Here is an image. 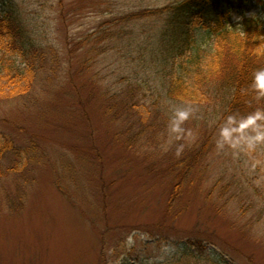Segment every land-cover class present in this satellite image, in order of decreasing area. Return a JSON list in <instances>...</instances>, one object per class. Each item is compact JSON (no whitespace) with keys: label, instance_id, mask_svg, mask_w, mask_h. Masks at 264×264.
I'll return each mask as SVG.
<instances>
[{"label":"rangeland","instance_id":"obj_1","mask_svg":"<svg viewBox=\"0 0 264 264\" xmlns=\"http://www.w3.org/2000/svg\"><path fill=\"white\" fill-rule=\"evenodd\" d=\"M177 1L0 0V12L15 9L35 42L59 51L56 75L50 60L30 93L0 101V143L23 147L30 132L39 145L29 172L0 179V264H264V145L254 162L255 133L224 115L220 94L203 104L168 98L174 63L156 48L173 39L170 13L115 22ZM245 16L259 18L264 34V0L234 10L229 26ZM194 34L178 61L215 52L203 24ZM130 87L141 114L106 113L111 95ZM207 138L167 207L179 163ZM9 152L7 166L18 158Z\"/></svg>","mask_w":264,"mask_h":264},{"label":"trees","instance_id":"obj_2","mask_svg":"<svg viewBox=\"0 0 264 264\" xmlns=\"http://www.w3.org/2000/svg\"><path fill=\"white\" fill-rule=\"evenodd\" d=\"M253 0H179L173 4L156 8H143L121 15L115 19L116 24L164 13L172 15V29L166 31L173 36L156 50L162 60H173L172 69L166 80V94L169 99L180 103L203 104L211 95L220 94L221 109L226 116L246 121L255 133L256 153L253 161L260 162L262 157L258 148L264 145V82H258L256 74L264 71V34L263 22L257 17H244L241 24L234 28L229 26L234 10H244ZM203 24L216 37L215 52L209 58L201 53L184 59L194 49L195 27ZM103 32L100 37L104 39ZM124 32L120 28L117 33ZM163 43V42H162ZM153 49V52L156 51ZM0 101L9 100L30 93L39 74L46 70L51 60L52 74L57 73L59 51L53 46H42L29 34L20 14L13 8L0 12ZM166 61L165 63H169ZM188 60V59H186ZM50 78V76H49ZM140 89V87L138 88ZM138 90L130 87L125 94L115 93L108 100L106 113L116 119L134 118L139 111L140 98ZM161 106L155 104L156 110ZM171 109L169 106L164 107ZM163 114V113H161ZM249 122V124H247ZM30 135V142L16 148L13 141L0 143V179L10 175L20 176L23 170H31L27 166L32 153L38 148L37 137ZM180 132L179 136H181ZM141 133L131 141L137 140ZM131 142V143H132ZM211 144L207 138L203 145L193 150L187 160L179 163V171L171 181V194L167 199V207H172L181 196L186 179L199 166V162L207 154ZM15 150L18 158L12 159L7 166L5 159L9 151ZM29 154L28 158L26 155ZM264 166V165H263ZM18 201L23 204V196ZM219 262V261H217ZM175 264V263H172ZM213 264H223L213 263Z\"/></svg>","mask_w":264,"mask_h":264},{"label":"clouds","instance_id":"obj_3","mask_svg":"<svg viewBox=\"0 0 264 264\" xmlns=\"http://www.w3.org/2000/svg\"><path fill=\"white\" fill-rule=\"evenodd\" d=\"M256 78L258 82H264V71L258 72Z\"/></svg>","mask_w":264,"mask_h":264}]
</instances>
